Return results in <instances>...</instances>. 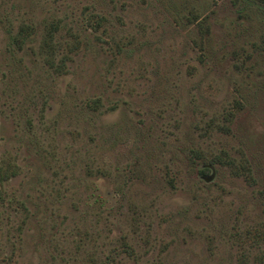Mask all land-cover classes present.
Instances as JSON below:
<instances>
[{
  "label": "rangeland",
  "instance_id": "1",
  "mask_svg": "<svg viewBox=\"0 0 264 264\" xmlns=\"http://www.w3.org/2000/svg\"><path fill=\"white\" fill-rule=\"evenodd\" d=\"M0 167V264H264V0H0Z\"/></svg>",
  "mask_w": 264,
  "mask_h": 264
},
{
  "label": "trees",
  "instance_id": "2",
  "mask_svg": "<svg viewBox=\"0 0 264 264\" xmlns=\"http://www.w3.org/2000/svg\"><path fill=\"white\" fill-rule=\"evenodd\" d=\"M197 17L198 16L194 15V18L192 20H195V22H197V24H199V27H203V23L205 22V19H198ZM103 20H104V17L103 16L98 15V14L97 15H94V17L90 21V25L92 27L94 26V28H95L97 25L100 26V24H101V22ZM31 29H32V27H30L29 25H25V26L21 27L18 35L15 37L16 40H18V41L20 40L21 42H23L30 34L32 35L33 31H31ZM58 30H59V24L56 23V24H53L51 27H49L47 29L46 34H45L42 48L49 55H52V54L55 53L56 46H57L55 34H56V32ZM67 58H69V55H68ZM47 62L51 66H55L56 65V63L54 62V60H52L51 58H48L47 59ZM65 64L66 63L63 62L62 66L65 67ZM93 103L96 104V106H97V104L99 103V101L98 100H95V101H93ZM196 157L197 158L204 159V161H202L201 166H200V175H202L204 177H208L209 176V178H211L213 172L215 171L214 166L217 163L225 164V163L228 162L227 158H224V156H221V155H216L213 158H210L208 160L205 159V157H202V155L199 154V153L196 154ZM243 173L244 174L247 173L251 178H253V175H252L251 170L249 168H244L243 169ZM14 174H16V171H13L12 176ZM0 179H1V181L10 179L9 172L8 171L7 172H2L0 170ZM240 264H247V262H246L245 259H242L241 262H240Z\"/></svg>",
  "mask_w": 264,
  "mask_h": 264
}]
</instances>
